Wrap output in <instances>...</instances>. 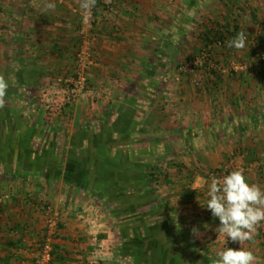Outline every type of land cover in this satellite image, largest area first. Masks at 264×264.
<instances>
[{
    "label": "crops",
    "instance_id": "1",
    "mask_svg": "<svg viewBox=\"0 0 264 264\" xmlns=\"http://www.w3.org/2000/svg\"><path fill=\"white\" fill-rule=\"evenodd\" d=\"M184 1L185 6L180 8L174 0H97V22L92 32V55L97 64L91 68L89 76L96 91L104 89V92L96 97L95 102L89 101L74 109L70 127L73 131L86 127L83 132L69 133L65 140L63 137L54 139L50 125L48 128L35 125L30 117L34 113L26 115L16 105L5 108L0 104L1 118H7L0 120V131L2 123L7 120V130L14 132H7V141L11 139L10 136L14 137V142L5 143L7 151L0 148V196L3 193L11 196L7 204L0 206V264H37L40 246L48 238L53 264H125L128 261L123 251L124 243L128 238L138 243L140 230L129 219L124 224L123 220L119 223L118 217L111 213L106 204L107 198L104 201L101 199L102 203L96 199V195L101 192L104 197L114 193L119 198L112 204H122L124 195L139 194V191L132 188L130 191L129 185L125 188L120 186L119 190L112 183L111 186L108 183L103 185L100 183L102 178L96 177L89 167L83 173L78 170L74 174L69 169L74 162H70V153L74 151L72 157H76V142L83 135L86 136L84 143L95 147L94 153L89 149V164L103 159L102 151L110 149L112 152V143L120 144L119 149L126 161L135 158L136 164L142 162L146 151L155 147L152 143L162 141L159 132L168 129L181 141V147L202 142V145L215 148L204 151L207 169L220 168L218 163L240 148L247 151V164L257 171L258 168L264 169V75L256 73L254 65L257 63L252 57L255 34L259 35L264 49V30H256L253 25L249 27V17L247 29L241 27L247 34L246 46L235 49L236 57H230L229 62H219L224 67L223 73H227L222 79L213 80L204 74L185 78L179 100L172 98L176 92L174 95L170 92L173 95L168 96L170 101L164 99L168 93H160L158 86L162 82V72L164 68L176 64L177 33L182 32L175 31V26L172 29V19L179 16L183 21L185 18L182 15H195L198 12L193 9L194 4L198 5V0ZM239 1H233L236 3L235 9L240 7ZM81 3L82 0H0V78L6 79L3 73L10 62L18 68L24 62L26 69L24 73L21 72L22 83L30 87L70 72L80 47L78 29ZM231 13L237 14L236 10ZM219 14L224 15L221 17L225 21L231 20L229 14ZM191 20L192 17L188 16L185 24L187 21L191 23ZM184 31L186 37L195 34ZM206 33L205 29L200 36L204 38ZM230 64L234 65L236 73L226 72L225 68ZM187 65L183 66L185 70ZM174 77H169V81L172 82ZM13 79L10 80L12 83L19 81L18 77ZM197 79L205 84V91L193 89V83L199 82ZM211 83L221 84L220 92H214ZM3 94L8 95V99H15L19 93L11 89ZM136 100L139 101L137 104ZM120 108L123 110L122 120L118 123ZM133 127L138 132H152L153 136L152 140H139L142 149L136 151L130 147L137 148L138 143L121 144L113 138L118 136V132L130 131ZM103 134L107 136L105 140ZM169 145L178 147L173 139H170ZM63 147L68 153L66 157ZM96 147L100 148L99 155L95 154ZM54 151L59 157L55 156ZM179 151L184 153V150ZM193 157L189 155L184 159L187 167L194 165L197 170ZM78 158L76 161L80 160ZM175 159L177 156L174 155ZM27 161L32 162V168L33 163H41L38 171L11 170L13 166ZM128 164L124 167L125 173H128L126 179L130 177ZM200 174L205 173L201 171ZM119 176L115 173L110 177L122 181L123 177ZM245 176L250 183L264 187L263 174L249 173ZM84 177H87L88 186L77 180ZM125 182L129 184V180ZM179 190L178 196L173 197L174 207L181 215L179 223L191 235L193 228L202 232L206 225H191L194 218L191 204L193 192L189 187ZM50 211L60 218L55 238L48 231ZM130 226L135 229L133 233ZM261 241L255 233L253 239L239 247L253 250V246L257 244L255 247H258Z\"/></svg>",
    "mask_w": 264,
    "mask_h": 264
},
{
    "label": "rangeland",
    "instance_id": "2",
    "mask_svg": "<svg viewBox=\"0 0 264 264\" xmlns=\"http://www.w3.org/2000/svg\"><path fill=\"white\" fill-rule=\"evenodd\" d=\"M167 1L170 2L172 0ZM202 1L203 2H200L198 0V5L196 6L194 4V7L192 6L193 9H195L196 11L198 10V12L195 15L193 14L194 16L188 15L192 17L191 23L187 21V23L185 24L188 16L182 15V17L185 18L183 19V21L179 16H177V19H172V22L170 24L172 29L176 27L175 31L182 30V32L177 33L178 42L176 46L178 52L176 51V64H174L173 67H168L166 69L164 68V72H162L161 78L162 82H160V85L158 86L160 87L161 94L168 93L164 96L165 100H171L168 98L170 92L173 93V95L176 92V95L172 98H176V100L180 99L182 82L185 78H188L190 76L194 77V75L200 76L204 74L206 76H209L213 80H218L219 78L222 79V76L224 74H227L223 73L224 67H221L219 62H229L227 60H229L230 57L235 58V48L228 47L226 45L227 43L219 45L217 41L220 40L218 39H211L212 42H208L207 40H210L207 39L208 29L217 30L220 25L223 26L226 25V23H232L233 29L235 25V22L233 21L234 18H236V22L240 27H244L245 29H247V18L249 17L251 22V25L249 27L253 25L255 26L256 30H264V0H240L239 6L241 9H235V7L232 8L234 4L230 0ZM175 2L176 1L174 0V3ZM176 4L181 8L185 6V1L178 0ZM198 6L202 7H199L198 9ZM230 8L236 10L237 14H230V12L233 11H230ZM203 12L207 13H204L203 15ZM219 12L229 14L228 16H230L229 19L231 20L225 21L221 17L224 15L219 14ZM162 24H164V21L162 22ZM185 25L189 26V28ZM205 29L207 33L205 37L202 38L200 35L202 32H204ZM184 30L188 31L187 34H190L191 32H195V34L190 35V37H186V35L184 36ZM253 38L254 47L252 48V57L257 63V65H254V69L255 71H257V74L261 73L262 75H264V49L262 48V42H260L258 34H255ZM77 54L78 51L75 56L73 69L70 70V72H67L64 75H57L53 80L50 79L32 87L22 83L23 75L21 74L24 73V70L26 69V66L24 67V62H22V67L20 68H18L19 66H15L13 62H10V64L8 63V68L4 71L5 73H3L6 75V79L4 77L3 79L8 85L7 89L5 90L15 89L19 94L17 95V97H15V99H8L6 98L8 95L3 94V97L0 98V104L5 108H7L8 105H16L15 107L19 108L20 110L22 109L21 111L26 115L34 113L30 117L32 118V121L35 123V125L38 126V128H48V126L50 125L49 127H51L50 129L53 131L52 137L54 139L63 137V139L65 140L69 133L74 135L75 132L78 134L83 132L86 127H83L82 129L78 127L75 131H73L70 127V125H72L73 123L72 120L74 109L78 105L89 103V101L95 102L96 97H98V95H102L104 89H101L99 92L96 91L95 86L91 83L90 80V69L87 72V78L90 83L88 86L90 92L92 93L85 94L84 96L79 98L78 101L75 102L71 107H64V99L67 95L69 85L68 80L71 79L75 73ZM190 62H192V65H189ZM230 62L235 61L231 60ZM12 63L14 65H12ZM185 65H187L186 70L185 67H183ZM225 69L229 74L232 72L236 73V71L234 70V65L230 64L226 66ZM172 75H175V77L171 82L169 81V77L171 79ZM16 77H18L19 81L12 83L11 81ZM197 81H199V79H197ZM200 82L201 81L193 83V89L196 91H201V89H203V91H205V84H202ZM220 85L221 84H219V86ZM219 86L217 83L212 84L214 92H220ZM157 91H159V89ZM173 95H170V97ZM168 101H166V103H168ZM135 102L137 104V102L139 101L136 100ZM142 106H144V104H142ZM137 108L140 109L139 106ZM1 116L2 115L0 114V120L7 119L1 118ZM105 121L107 122V119H105ZM104 123L105 122H102V124ZM87 125L89 124L87 123ZM1 126L2 130L0 131V148L1 150H6L7 146L5 145V143L10 141L14 142V140L12 139L13 136H10L11 139L9 141H7L8 139L6 140V137H9L7 132H10V134L14 132L12 130H7L9 128V122L7 120L3 122ZM78 129L80 131H77ZM159 133H161L162 141H160L159 144L152 143L153 145H155V147H153L151 151L145 150L148 155L145 154V159H142L143 161L138 162L137 164L134 161H126L125 157L121 154V150L119 149L120 144L118 145L117 143H112L111 149L113 148V151L110 152L112 153V157H110V153L108 154L107 151H102L104 152V158L101 160L98 159L95 163L92 162L91 164H89V149H91V153H94L95 147L88 146V143H84L86 141V136L83 135L76 142L78 144L77 146H75L77 154L76 157H72L74 156V151L70 153V162H74L72 165L70 164L69 169L73 170L75 174L78 170L83 173L84 171H87V167H89L93 171V173L95 172L96 177L98 176L99 179L102 178L103 181H100V183H102L103 185H105L106 183H112L117 187V190H119L120 186L125 188L128 185L130 191H132V189H138L139 194L131 193L128 195H124L122 204H112V202L118 200L119 198H116L114 193L107 194L104 197L102 196L101 192L96 195V199L98 201L100 200V202H102V200L104 201L107 198L106 204L108 208L111 209V213L114 216L116 215V217H118L119 223H121L120 221L122 220L123 223L125 220L129 219V221L131 220L133 226L136 225L137 229L140 230V232L138 233V243L132 242L129 238L128 241L124 243L123 251L125 252V256H128V261L125 262V264H149L150 260H154V262H152L151 264H215L217 259L216 253L218 251L223 250L227 247L238 249L240 244L239 242L231 241L229 238L225 239L222 234L216 231V228L219 226V220L218 218H214L211 215V212L207 210L206 207H204L206 206V194L211 178H219L237 168H242L245 175H248L249 173H258V175L263 174L264 176V169L262 170L261 168H258L257 171L255 170V168L250 166V164H247V151H242V148L239 149L240 151H234L235 153L231 154V157H228V159L218 163V165L220 164V168L215 167L207 169L204 161L206 159V157H204V153L211 150L213 151L214 147L210 148V146H206V144H204L201 145L202 147L199 146L194 148V146H183L181 148L176 147V149L174 146L169 145L170 139L174 140L172 131L166 129L164 131H160ZM49 134L51 135L50 130ZM104 134L102 135V137L105 140L107 136H105ZM117 135L118 136L116 137H112L114 139H117L118 143L121 142V144L127 142V144L131 145V143H133L134 141L137 142L136 140H138L139 142V140L141 139H153L152 132H138L136 127H133V129H131L129 132L125 131L124 133H122V135ZM80 142L81 144H79ZM138 144L139 145L137 148L134 146V148L130 147V149L133 151L142 149V144ZM144 147L147 146L145 145ZM61 149L62 148L59 149L60 152H62ZM63 149V151L65 152V147H63ZM99 149L100 148L96 147V155H99ZM103 149L104 148H102V150ZM163 150L166 152V154L170 155L160 159V161L155 163L153 161L154 156L161 153V151ZM179 150H184V153H180ZM187 151H193L194 153L190 154V152L187 153ZM174 152L175 154H173ZM54 153L56 157H59L58 154L56 155L57 152L54 151ZM64 154L66 157V154L68 153L65 152ZM174 155L177 156V159L175 160H173ZM186 155L194 156L193 160L197 164V170L195 169L194 165L192 167L190 166L191 168L187 167V163L184 159L187 157ZM77 156H79L80 158V160L78 161H76L78 158ZM181 156H183V158ZM113 159L115 160L114 163L112 161ZM31 163L32 162L27 161L26 163L20 164V166L15 165L11 168V170H16L17 172L19 170L30 172L35 170L38 171L39 165L41 163H33L35 164L33 168L30 166ZM126 164H128L127 167L129 168V179H126V177L128 176V173H125L126 168H124ZM153 165H159V168L156 167L154 169ZM3 166H5V163ZM187 168H189L191 171H189ZM149 171H155L159 174H157V176H159L157 177L158 179H152V183H150V180H148V178H145L144 176L145 174L149 173ZM201 171L205 174H200ZM115 173L119 174V177H123L122 181H115L111 179V174ZM184 173L186 174L184 175ZM125 174L127 175L125 176ZM200 177L201 180H198ZM84 178H77V180L80 179L79 181L81 183L83 182L82 184L88 186L89 182L87 181V177L85 179ZM126 180H129V184L125 182ZM146 180L148 183L147 186L144 183ZM109 186H111V184ZM98 187H101V185H98ZM183 187H189L190 191L193 192L191 204L193 210L192 214L194 218L192 219V224H190L192 226L197 224L200 227L206 225L207 228L202 232L200 230L191 235L184 230L185 226H182L179 223L181 222V219H179L181 218V215L174 207L173 197L175 195L178 196L177 193H179L180 191L179 188ZM201 188L203 189L201 190ZM114 189H112L111 192H113ZM7 195L8 194L3 193L1 196L6 197ZM9 198H11V196H8V198L5 199L2 204H7ZM120 205L121 208L119 207ZM49 214L50 215L48 221L50 219L55 221V219L57 218V224H59V216L55 215L51 211ZM130 227L132 229V226ZM257 229L258 232L256 231V234L258 235V239L262 240V243L258 247H255L257 246V244H255V246H253L254 249L251 251L256 257L254 264H264V223L259 225ZM134 230L135 229H132L131 232L133 233ZM48 231H50L49 227ZM56 234L57 229H54L51 235L52 237H54ZM256 250H259V252ZM260 254H262V257L260 256ZM139 255L141 257L140 259L138 257ZM144 256L146 257L145 259H143ZM148 257L151 258L148 259Z\"/></svg>",
    "mask_w": 264,
    "mask_h": 264
},
{
    "label": "clouds",
    "instance_id": "3",
    "mask_svg": "<svg viewBox=\"0 0 264 264\" xmlns=\"http://www.w3.org/2000/svg\"><path fill=\"white\" fill-rule=\"evenodd\" d=\"M94 5L95 0H82L85 23L90 19V9ZM227 46L243 49L246 46L245 32L237 33L227 42ZM7 86L5 80L0 78V95H3ZM206 195L204 207L214 218H218L219 226L216 231L225 239L229 238L242 245L243 242L253 239L257 227L264 223V187L250 183L242 168L232 170L219 178L212 177ZM197 231L193 229L194 233ZM216 256L215 264H254L256 259L250 249L242 246L238 249L227 247L218 251Z\"/></svg>",
    "mask_w": 264,
    "mask_h": 264
},
{
    "label": "built area",
    "instance_id": "4",
    "mask_svg": "<svg viewBox=\"0 0 264 264\" xmlns=\"http://www.w3.org/2000/svg\"><path fill=\"white\" fill-rule=\"evenodd\" d=\"M90 11V19L87 23H85L84 10L81 8L80 23L78 29L80 47L77 54L74 76L68 80L69 85L67 95L64 99V107H71L75 102L78 101L79 98H81L85 94L92 93L90 92L88 86L90 83L87 78V72L96 65V62H94L92 55V32L97 22V0H95V5L90 9ZM217 43L219 45L226 44V40L220 39V41H217ZM189 65H192V62H190ZM8 196L9 195H7L6 197L0 196V206L3 205L2 203L5 201V199L8 198ZM57 223V218L55 219V221L52 219L48 221L50 235L52 234L54 229H57ZM39 251L40 256L37 264H52L53 255L49 238L40 246Z\"/></svg>",
    "mask_w": 264,
    "mask_h": 264
},
{
    "label": "trees",
    "instance_id": "5",
    "mask_svg": "<svg viewBox=\"0 0 264 264\" xmlns=\"http://www.w3.org/2000/svg\"><path fill=\"white\" fill-rule=\"evenodd\" d=\"M233 4H234V0H230ZM236 4V3H235ZM234 4V5H235ZM234 5H233V7H234ZM239 9H241L240 7H238ZM234 22H235V25H234V28H233V30H231V27H232V25L230 24V23H226V25H220V27L217 29V30H215V29H208L207 31H208V36H207V39H210V40H207L208 42H212V40L211 39H218V40H226V43L230 40V39H232L237 33H239V32H241L242 31V29H241V27L238 25V23L236 22L237 20H236V18H234V20H233ZM208 45H209V43H208ZM227 45V44H226ZM213 82V81H212ZM119 116H118V123H120V121L122 120V112H123V110L120 108L119 110ZM127 132H129V131H127ZM119 133H124V130H122V131H120V132H118V134ZM174 140L176 141V143H178V147H180L181 148V146H180V143H181V141L176 137V136H174ZM138 142V141H137ZM137 142H133V144L132 145H134V144H136ZM203 143L202 142H198V143H196V145L194 146V148H196V147H202L201 145H202ZM132 147V146H131ZM107 151V150H106ZM112 151H113V148H112ZM145 151V150H144ZM107 153L109 154L110 153V149H108V151H107ZM110 157H112V153H110ZM168 155H170V154H166V152L163 150V151H161V153H159V154H157V155H155L154 156V162L155 163H157L158 161H160V159H162V158H164V157H167ZM114 160V159H113ZM132 161H136V159L135 158H132L131 159V162ZM115 162V160L113 161V163ZM154 166V169L156 168V167H158L159 168V165H153ZM145 172H146V170H145ZM144 172V173H145ZM157 174H158V172H155V171H149V173H147V174H145L144 176H145V178L147 177L148 178V180H150V183H152V179H155V178H157V177H159V176H157ZM159 175V174H158ZM144 176H143V178H144ZM161 177V176H160ZM158 179V178H157ZM144 180V179H143ZM145 183V185L147 186V180L144 182ZM141 255V254H140ZM140 255L138 256L139 257V259L141 258L140 257ZM146 257L144 256V258L143 259H145ZM151 257H148V259H150ZM143 259H142V261H143ZM138 260V259H137ZM152 262H154V260H150L149 261V264H151ZM143 263H144V261H143Z\"/></svg>",
    "mask_w": 264,
    "mask_h": 264
}]
</instances>
